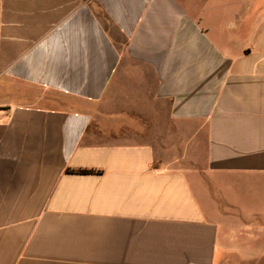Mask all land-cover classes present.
<instances>
[{
  "label": "crops",
  "instance_id": "crops-1",
  "mask_svg": "<svg viewBox=\"0 0 264 264\" xmlns=\"http://www.w3.org/2000/svg\"><path fill=\"white\" fill-rule=\"evenodd\" d=\"M0 264H264V0H0Z\"/></svg>",
  "mask_w": 264,
  "mask_h": 264
},
{
  "label": "rangeland",
  "instance_id": "rangeland-1",
  "mask_svg": "<svg viewBox=\"0 0 264 264\" xmlns=\"http://www.w3.org/2000/svg\"><path fill=\"white\" fill-rule=\"evenodd\" d=\"M194 185V189L196 190V193L198 194V197L200 199V201L202 202V199H201V196H200V193H199V188L198 186H196V184L192 183ZM257 257V256H256Z\"/></svg>",
  "mask_w": 264,
  "mask_h": 264
},
{
  "label": "trees",
  "instance_id": "trees-1",
  "mask_svg": "<svg viewBox=\"0 0 264 264\" xmlns=\"http://www.w3.org/2000/svg\"><path fill=\"white\" fill-rule=\"evenodd\" d=\"M76 173H81V174H86V173H91V171L88 170H78Z\"/></svg>",
  "mask_w": 264,
  "mask_h": 264
}]
</instances>
